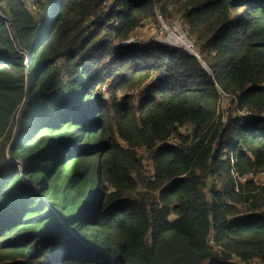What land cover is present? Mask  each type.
Segmentation results:
<instances>
[{"label":"trees","instance_id":"1","mask_svg":"<svg viewBox=\"0 0 264 264\" xmlns=\"http://www.w3.org/2000/svg\"><path fill=\"white\" fill-rule=\"evenodd\" d=\"M104 1L0 0V264L264 262V0Z\"/></svg>","mask_w":264,"mask_h":264},{"label":"rangeland","instance_id":"2","mask_svg":"<svg viewBox=\"0 0 264 264\" xmlns=\"http://www.w3.org/2000/svg\"><path fill=\"white\" fill-rule=\"evenodd\" d=\"M37 1L38 0H36V1L35 0H26V4L28 6H31V9L35 12L34 14L36 16L40 13V9L38 8L37 5H35V4H38ZM110 5H111V2L109 1L106 5H104L101 8V10L99 11L98 14L107 11L109 9ZM95 19H96V16L92 19V22H94ZM173 27H177L179 29H182L184 27H189V25H188L186 19L182 18L181 16L176 17L174 19H170L169 21L165 20L163 17H159L156 20H149V21L145 22L140 28H138L135 31L134 39H136V40H134L133 43H137V42L138 43H149V42L155 40V41H162V42H167V43L169 42V43L176 45L174 38L165 32V28L169 29V28H173ZM189 40L195 41L194 39H192V37H191V39L189 37ZM192 41H191V43H193ZM27 50L25 51V54L27 56L26 60L27 59L30 60V52H27ZM203 56H204V51H203ZM102 91L104 93L107 91V84L104 85V87L102 88ZM139 93H140V91H136L134 93V95L138 96ZM223 103H224L223 109L225 111H227L231 107V100L229 98L223 99ZM24 109H25V106H24L22 112L24 111ZM190 132H191V127H189V126L183 127V129L181 130V133H184V134H190ZM6 137H7L6 133H3L2 131H0V148L2 147L3 143H5ZM177 142H178L177 136L173 137L170 140V143H172V144H175ZM140 154L142 156H144L146 164H148V165L151 164V162L146 158L148 155L147 152L142 150L140 152ZM10 160L13 162L15 160V158L10 159ZM248 180L254 181L256 186L264 184V177L260 176V175H253ZM243 183L245 184V181H243ZM213 185H214L213 180L211 179L207 185V188L205 189L209 198H211V195L209 193V189H210V186H213ZM217 186L219 189H221L224 186L223 182L217 180ZM239 208L241 211H243L242 212L243 215H246L249 213V205H239ZM262 211H264V209L261 210L260 212H262ZM250 213L253 214L254 212H250ZM256 213H258V211ZM234 262L239 263V260H235ZM207 264H211V263H207ZM213 264H215V263H213ZM256 264H261V263H256Z\"/></svg>","mask_w":264,"mask_h":264},{"label":"built area","instance_id":"3","mask_svg":"<svg viewBox=\"0 0 264 264\" xmlns=\"http://www.w3.org/2000/svg\"><path fill=\"white\" fill-rule=\"evenodd\" d=\"M109 1L111 2V5L109 7H111L113 5V3H114V0H105L104 1V5H106ZM0 13H1L0 15L2 17H4V15H3L2 11H1V5H0ZM159 17H161V16H159ZM165 32L167 34L171 35L174 38L175 43H176V45L179 48H181L182 50L184 49V50L190 52L192 55L196 56L202 63H204V61H203V48L196 41H192L191 40L193 42V43H191V41L189 40V37L191 39V34H190L189 27H184L182 29H179L177 27H173V28H169V29L165 28ZM134 37H135V32L131 34L130 42H134V40H136V39H134ZM227 98L225 97L224 99H227ZM233 107L235 108V105ZM251 115H252V113H250V112H242V113H240V116L243 119L249 118ZM167 143H170V141H168ZM253 175H260V176L264 177V171L260 172V173H257V174H251L248 177H239L238 174H235L236 178H239L241 183H243V181H245V183H246L247 181H249L248 179L251 176H253ZM262 186H264V184ZM209 244L211 246H213L214 248H217V244L215 242L214 237H211L209 239ZM236 260H238V259H236ZM256 263L264 264V262H262V261H260L258 259L251 261V263H245V262L239 261V263H237V264H256Z\"/></svg>","mask_w":264,"mask_h":264},{"label":"water","instance_id":"4","mask_svg":"<svg viewBox=\"0 0 264 264\" xmlns=\"http://www.w3.org/2000/svg\"><path fill=\"white\" fill-rule=\"evenodd\" d=\"M8 22L11 24V21L10 20H8ZM27 102H28V97H27ZM27 102H26V104H27ZM25 107H26V105H25ZM9 156H10V159H13L14 158L13 155H12V151L11 150L9 152Z\"/></svg>","mask_w":264,"mask_h":264}]
</instances>
